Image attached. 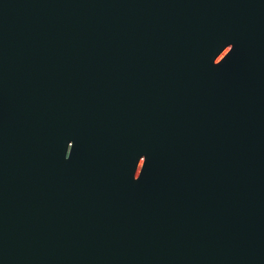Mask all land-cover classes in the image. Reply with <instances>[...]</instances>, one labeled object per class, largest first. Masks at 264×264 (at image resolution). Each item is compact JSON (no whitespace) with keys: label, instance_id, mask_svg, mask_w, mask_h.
Returning a JSON list of instances; mask_svg holds the SVG:
<instances>
[{"label":"water","instance_id":"obj_1","mask_svg":"<svg viewBox=\"0 0 264 264\" xmlns=\"http://www.w3.org/2000/svg\"><path fill=\"white\" fill-rule=\"evenodd\" d=\"M0 264H264V0H0Z\"/></svg>","mask_w":264,"mask_h":264},{"label":"snow or ice","instance_id":"obj_2","mask_svg":"<svg viewBox=\"0 0 264 264\" xmlns=\"http://www.w3.org/2000/svg\"><path fill=\"white\" fill-rule=\"evenodd\" d=\"M145 166V165H144Z\"/></svg>","mask_w":264,"mask_h":264}]
</instances>
